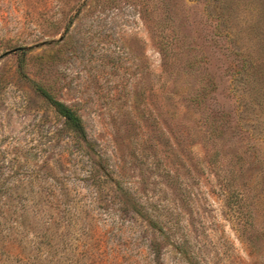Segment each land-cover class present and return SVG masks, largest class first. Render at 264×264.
<instances>
[{
	"label": "rangeland",
	"instance_id": "obj_1",
	"mask_svg": "<svg viewBox=\"0 0 264 264\" xmlns=\"http://www.w3.org/2000/svg\"><path fill=\"white\" fill-rule=\"evenodd\" d=\"M0 264H264V0H0Z\"/></svg>",
	"mask_w": 264,
	"mask_h": 264
},
{
	"label": "trees",
	"instance_id": "obj_2",
	"mask_svg": "<svg viewBox=\"0 0 264 264\" xmlns=\"http://www.w3.org/2000/svg\"><path fill=\"white\" fill-rule=\"evenodd\" d=\"M23 74V67H20ZM36 91L41 95L56 111V113L64 119L65 127L74 135L76 142L83 145V149L94 151L91 141L88 138L85 122L79 111L59 100L52 90L40 83L35 84Z\"/></svg>",
	"mask_w": 264,
	"mask_h": 264
},
{
	"label": "water",
	"instance_id": "obj_3",
	"mask_svg": "<svg viewBox=\"0 0 264 264\" xmlns=\"http://www.w3.org/2000/svg\"><path fill=\"white\" fill-rule=\"evenodd\" d=\"M61 40H63V37L60 38V41H61ZM16 51H17V50H14L13 52H16ZM13 52H8L6 55H9V54H11V53H13Z\"/></svg>",
	"mask_w": 264,
	"mask_h": 264
}]
</instances>
